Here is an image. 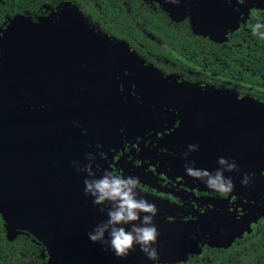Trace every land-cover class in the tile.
<instances>
[{
    "label": "flooded vegetation",
    "instance_id": "obj_1",
    "mask_svg": "<svg viewBox=\"0 0 264 264\" xmlns=\"http://www.w3.org/2000/svg\"><path fill=\"white\" fill-rule=\"evenodd\" d=\"M15 4L17 0H0V77L5 78L0 84L6 89L9 81L22 95L18 99H24L25 110L50 111L59 122H68L75 143L87 149L98 170L137 179L136 198L155 205L153 219L184 227V260L156 264L228 260L235 246L263 237L264 151L246 147L253 140L252 129L246 126L232 141L216 135L214 148L196 159L194 143L174 132L184 113L168 90L179 81L264 104V86H254L253 63L255 49L264 46H256L252 32L257 23L264 25V0H74V6L42 0L22 11H16ZM72 7L74 21L67 18L66 23L74 27V52L68 55L62 37L54 32L61 30L63 15H71ZM19 18L48 27L39 37L43 45L25 51L21 42L31 31L24 26L11 29ZM11 32L19 37L10 39ZM210 43L235 47L234 62H222L216 53L208 56ZM68 58L74 59V71L67 77L78 101L74 119L48 102L62 97L63 68L73 63ZM222 65L221 71L212 69ZM181 96L188 113L191 100L201 97L190 90ZM184 158L193 165L182 169ZM220 158L225 163H219ZM207 163L212 175L235 164L224 180L231 179L230 191L209 187L207 175L188 174L187 169L199 171ZM145 215L151 213H140ZM0 216V236L14 242ZM19 236L35 241L26 233ZM24 255V264H47L49 257L45 245L32 243Z\"/></svg>",
    "mask_w": 264,
    "mask_h": 264
},
{
    "label": "water",
    "instance_id": "obj_2",
    "mask_svg": "<svg viewBox=\"0 0 264 264\" xmlns=\"http://www.w3.org/2000/svg\"><path fill=\"white\" fill-rule=\"evenodd\" d=\"M72 11L71 15L68 12L63 15L62 25L58 27L61 30L54 32L62 37L63 51L68 55L74 52V34L71 33L74 27L70 28L66 23L67 18L74 21V8ZM22 26L24 30L31 31L30 35L25 34L21 42L25 51H32L44 44L39 37L45 36L43 30L48 27L19 18L11 29ZM9 36L10 39L19 37L16 32H11ZM31 39L35 42H31ZM68 62L73 63L71 67L64 65L63 68L62 97L48 99V102L60 108L64 116L74 119V110L77 109L74 103L78 105V101L74 100V87L69 84L72 78L67 80L74 71V59L68 58ZM5 85L7 90L0 84V213L12 237L21 230L33 234L47 248V264H156L184 260L187 255L186 236L184 227L177 221L164 224L161 220L153 219L158 233L152 245L157 251L155 260L149 259L139 244L134 243L133 250H129L126 257H118L109 246L92 242L88 233L108 221L111 204L107 201L102 205L95 204L94 197L85 192V180L99 179L104 171L96 168L86 148L75 143L74 129L68 122H59L50 111L25 110L21 107L24 99H18L23 98L22 95L11 89L9 81ZM183 90L201 96L191 100L190 113L182 105ZM168 91L173 93L171 97L176 102H180V109L184 113L174 132H178L182 139L184 135L188 136V140L194 143V158L204 157L203 150L214 148L216 135L222 134V139L228 137V141H232V135L237 133L233 129L235 125L252 129L249 132L253 134L249 150L260 154L264 151V145H259L264 142V104L253 102L244 109L233 107L230 116L222 115L217 121L216 115L224 112L225 108L212 105L207 110L206 104L198 105L209 102V96L214 92L212 89L177 81L174 89ZM228 100L240 102L230 96ZM241 132L238 134L241 135ZM197 142L204 147L198 150ZM183 160L180 164L182 169L193 165L186 163L185 158ZM208 164L201 165L198 170L213 172ZM89 165L94 177L88 174ZM135 192L137 196L140 195L139 191ZM140 218L117 227L130 231L133 224L140 225L143 217ZM108 231L105 238H108Z\"/></svg>",
    "mask_w": 264,
    "mask_h": 264
},
{
    "label": "clouds",
    "instance_id": "obj_3",
    "mask_svg": "<svg viewBox=\"0 0 264 264\" xmlns=\"http://www.w3.org/2000/svg\"><path fill=\"white\" fill-rule=\"evenodd\" d=\"M264 27L257 23L252 27L253 35H260L264 39V32L260 29ZM192 147V146H190ZM219 163H225V159L220 158ZM235 164L229 166V170L233 169ZM88 174L94 177L91 166H87ZM188 174L193 176H208L207 184L218 191H230L232 181L223 179V173L217 171L215 177L212 175L187 169ZM138 180L134 178H121L110 172L97 179L85 180V192L94 197V203L98 205L109 202L111 207L108 209L109 219L98 226L94 232H89L88 236L92 242H102L110 247L118 257H126L129 250H133V245L139 244L141 251L144 252L149 259H157V251L152 245L156 242L157 229L152 223L156 214L155 205L149 204L145 199H137L135 189L138 187ZM244 184L248 183L247 178L243 180ZM107 206V205H106ZM104 209L102 208L101 211ZM151 213V215L143 216L140 225L133 224L130 231H126L123 227H117L119 224H127L131 221L141 220L140 213ZM111 229L108 231V229ZM108 231V238H105V232ZM107 250V249H106Z\"/></svg>",
    "mask_w": 264,
    "mask_h": 264
},
{
    "label": "trees",
    "instance_id": "obj_4",
    "mask_svg": "<svg viewBox=\"0 0 264 264\" xmlns=\"http://www.w3.org/2000/svg\"><path fill=\"white\" fill-rule=\"evenodd\" d=\"M42 0H17V4H15L16 11H22L23 8L33 9ZM66 5H73L74 0H62ZM73 8V7H72ZM22 15V14H20ZM25 16V15H22ZM255 42H257L256 46H264V40L255 35ZM207 47V55L210 56V53H216L222 62L232 61L234 62V53L236 51L235 47L233 49H229V45L224 47L215 44H206ZM242 54H239L241 57ZM213 58H211L212 60ZM244 60H246L244 58ZM254 86H264V48L255 49L254 51ZM224 65V64H223ZM222 66L213 67L212 69L215 71H221ZM227 68H224L223 71H226ZM228 71H231L228 69ZM1 217V216H0ZM8 226V224L5 222ZM2 225L0 218V227ZM26 233L32 238L33 241H25L23 236H19L20 234ZM14 242H10L4 237L0 236V264H24L25 263V255L24 251L29 248V244H33L37 246L38 244H42L33 234L30 232L23 230V232L15 235L13 237ZM47 249V248H46ZM11 253V255H10ZM231 259L223 260V259H213L212 262L208 264H264V235L262 238L258 237L253 242H248L240 246H235L233 250H231Z\"/></svg>",
    "mask_w": 264,
    "mask_h": 264
},
{
    "label": "rangeland",
    "instance_id": "obj_5",
    "mask_svg": "<svg viewBox=\"0 0 264 264\" xmlns=\"http://www.w3.org/2000/svg\"><path fill=\"white\" fill-rule=\"evenodd\" d=\"M203 22L206 24V20L203 19ZM214 92L211 93V95L209 96V102L206 103L205 107L207 106V110L211 109L212 105L215 106L216 108H225V111L224 112H221L219 114L216 115V120L218 121L220 119V117L223 115L224 117L225 116H230L231 112L233 111V107L236 109V108H239L240 109H244L245 107H250L251 103L253 102H256L254 99L250 98L248 101L247 99H243L242 98L240 99V97H236V95H229L228 93L224 92V91H221V90H216V89H212ZM228 96L230 97H234L236 99H239V103H235V102H232V100H228ZM219 116V118H218ZM234 127V128H233ZM232 128L234 129V131H236L237 133L238 132H241V130L243 128H246V126L242 125V126H238V125H235L233 126ZM249 131V130H247ZM240 135V134H239ZM202 142V141H201ZM216 143V142H215ZM215 146V145H214ZM249 145H247L246 147H248ZM203 146V144H201L200 142H197V149H201ZM261 161V157H259V159H257V161L255 163H258ZM219 171H221L223 173V179L225 180V177L226 176H229L230 174V170L227 166H223L222 169L219 168ZM212 175V174H210ZM213 178L215 177V175H212ZM207 180H208V176H207ZM208 185V184H207ZM257 189L258 187L255 185V190L257 192ZM255 203H257L256 201H254ZM251 206V204H250ZM248 206V207H250ZM253 211V210H252Z\"/></svg>",
    "mask_w": 264,
    "mask_h": 264
}]
</instances>
